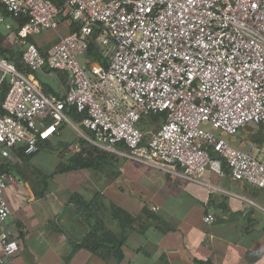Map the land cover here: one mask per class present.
Segmentation results:
<instances>
[{
	"label": "built area",
	"instance_id": "2783aa9c",
	"mask_svg": "<svg viewBox=\"0 0 264 264\" xmlns=\"http://www.w3.org/2000/svg\"><path fill=\"white\" fill-rule=\"evenodd\" d=\"M2 10L14 21L25 18L12 35L22 64L30 72L64 71L68 85L63 97L46 95L0 57V87L7 83L2 157L15 162L16 147L36 152L38 141L72 124L66 114L72 106L85 112L73 127L99 150L193 181L207 169L223 173L220 160L209 155L213 150L234 180L264 191V161L253 145L243 150L223 138L251 123L264 129V0H65L77 29L59 36L45 55L26 39L57 29L60 10L50 0H0V28L6 30L13 24ZM90 43L101 63L78 61ZM156 113L165 119L155 131L137 127L142 116ZM259 153L264 157V144ZM13 180L0 174V263L18 249L2 228L9 215L3 191Z\"/></svg>",
	"mask_w": 264,
	"mask_h": 264
},
{
	"label": "crops",
	"instance_id": "0c3cea01",
	"mask_svg": "<svg viewBox=\"0 0 264 264\" xmlns=\"http://www.w3.org/2000/svg\"><path fill=\"white\" fill-rule=\"evenodd\" d=\"M57 29L26 40L47 52L48 37L67 34L69 23H58ZM6 43L18 51L12 37ZM27 75L46 95L61 97L68 88L67 73L61 70L44 67ZM72 124L62 123L25 159L16 157L10 162L0 155V166L10 164L14 179L3 191L9 215L2 228L18 245L10 261L0 264H116L82 248L72 250L66 234L78 226L72 204L67 203L73 192L86 201L99 193L144 221L143 233L128 234L119 264H264V191L234 180L218 153L210 157L220 160L223 173L207 169L200 181L172 176L117 155L110 165L96 170L54 174L58 164L80 148ZM237 135L228 141L233 143ZM42 172L48 176L45 182ZM44 185L43 196L37 197L35 191L40 192ZM207 214L213 221L203 220Z\"/></svg>",
	"mask_w": 264,
	"mask_h": 264
},
{
	"label": "trees",
	"instance_id": "16d2710c",
	"mask_svg": "<svg viewBox=\"0 0 264 264\" xmlns=\"http://www.w3.org/2000/svg\"><path fill=\"white\" fill-rule=\"evenodd\" d=\"M50 1L60 10L58 15L59 23H69L70 32L76 30V25L72 23L69 15L64 11L65 0ZM2 12L7 20L14 21L7 16L5 11L2 10ZM24 21L25 18L23 17L17 19V25H15L12 30L0 29V57L12 61L20 71L28 74L30 71L20 61L19 52L15 51L11 45L6 43V39L12 37L14 31L18 28L16 26H21ZM37 48L43 55L46 54V52L41 50L38 46ZM16 53H18V56L15 57L14 55H16ZM86 54L91 60L99 63L102 62L99 48L92 43L89 44ZM6 91L7 85H1L0 108ZM66 114L76 125H79L82 118L85 117V112H78L72 106L66 108ZM145 116L148 117L153 126L157 128L165 119L164 113L148 114ZM144 127L146 126L142 124L139 126V129L144 132ZM258 127L262 130L260 125ZM252 139L256 141L257 137ZM78 142L80 146L79 150L72 154L64 163H59L52 173H66L79 169L96 170L103 165H110L115 158V154L99 150L81 137L78 138ZM14 150L13 153L15 156L21 159H25L27 156L32 155L25 154L22 148ZM209 151L210 156H217L215 151ZM9 166L10 164L8 163L0 166V174H10ZM47 177L48 176L42 174L43 182H45ZM44 187H46V185L42 187L40 192L35 191L37 197L43 196L45 192ZM67 203L72 204L73 213L76 216L74 217L77 219L78 223L77 227L72 228V233L68 231L66 234L72 246V250L85 249L106 263L115 262L119 264L124 258L123 247L125 246L128 234L132 231L143 233L145 230V223L140 216L131 214L112 201H107L99 193H95L90 200L86 201L78 192H73L70 194Z\"/></svg>",
	"mask_w": 264,
	"mask_h": 264
},
{
	"label": "rangeland",
	"instance_id": "374dc122",
	"mask_svg": "<svg viewBox=\"0 0 264 264\" xmlns=\"http://www.w3.org/2000/svg\"><path fill=\"white\" fill-rule=\"evenodd\" d=\"M60 29H57V32H59ZM56 36L52 35L48 37V45L54 43L56 41ZM77 59L80 63H84L86 60H88V56L86 53L80 54L77 56ZM7 85L6 81L2 83V85ZM144 124L146 127H144V132L146 134L153 132L156 130V126H153L151 120L146 117L142 116L140 120L137 123V127L139 128L140 125ZM259 125L256 124H249L245 126L243 129L238 131V135L235 137L236 139L233 140V143L229 142L228 140L230 139L229 136L224 135V138L233 146L239 147L243 150H248L249 145L248 143H251L253 145V154L254 156L259 160V161H264V157L259 153V149L261 146L264 144V129L262 130L258 127ZM203 128H208V124H203ZM81 129V128H80ZM82 130V129H81ZM214 132L219 133L218 130H215ZM79 135V132H77ZM80 137V136H79ZM257 137L256 141H254L252 138ZM259 138V139H258ZM117 155V154H115ZM119 156V155H117ZM122 157V156H121ZM41 174H45L42 172Z\"/></svg>",
	"mask_w": 264,
	"mask_h": 264
}]
</instances>
